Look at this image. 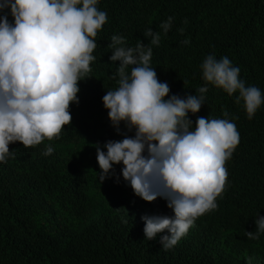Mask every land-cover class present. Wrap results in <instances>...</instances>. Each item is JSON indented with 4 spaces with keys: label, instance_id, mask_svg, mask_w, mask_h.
Returning <instances> with one entry per match:
<instances>
[{
    "label": "trees",
    "instance_id": "obj_1",
    "mask_svg": "<svg viewBox=\"0 0 264 264\" xmlns=\"http://www.w3.org/2000/svg\"><path fill=\"white\" fill-rule=\"evenodd\" d=\"M97 8L107 20L94 37L90 71L78 81V103L69 105L70 124L58 138L34 146L10 143L12 155L0 163V264H264V233L245 235L255 230L257 213L264 216V103L248 119L237 92L229 96L207 84L201 108L189 113L193 126L198 116L228 119L239 141L225 161L217 207L197 217L168 250L159 241L165 233L145 239L141 219L172 216L166 201L146 202L122 177L116 182L119 164L99 183L93 146L122 138L101 101L118 87L119 62L108 59L113 35L123 36L125 46L141 41L151 47L149 66L169 94L198 95L206 83L200 64L212 54L228 57L245 86L264 96V0H98ZM168 17L171 28L164 33L159 25ZM148 28L159 34L157 45L144 36ZM47 146L53 151L45 156Z\"/></svg>",
    "mask_w": 264,
    "mask_h": 264
},
{
    "label": "clouds",
    "instance_id": "obj_2",
    "mask_svg": "<svg viewBox=\"0 0 264 264\" xmlns=\"http://www.w3.org/2000/svg\"><path fill=\"white\" fill-rule=\"evenodd\" d=\"M97 4L98 0H0V163L12 155L10 143L34 146L45 138H58L62 127L70 124L69 105L78 103V81L90 71L94 37L107 20ZM172 19L161 22L162 32L169 31ZM144 36H150L153 45L159 43V34L151 28ZM108 47L109 61L119 62L118 87L106 90L101 101L110 126L122 138L93 145L100 170L97 181L113 177L119 164L116 182L122 177L146 202L164 199L172 216L141 219L145 239L165 233L159 241L168 250L197 217L217 207L228 175L225 161L239 141L228 119L198 116L193 126L189 113L201 108L207 84L229 96L237 92L235 100L243 101L248 119L264 96L259 88L245 86L239 67L226 56L207 55L200 64L206 83L196 90L198 95L181 97L169 94L167 82L159 81L149 66L151 47L141 41L125 46L120 35H113ZM129 66L130 72H125ZM52 151L47 146L42 154ZM254 223V231H245L250 239L264 233V216L257 213Z\"/></svg>",
    "mask_w": 264,
    "mask_h": 264
}]
</instances>
